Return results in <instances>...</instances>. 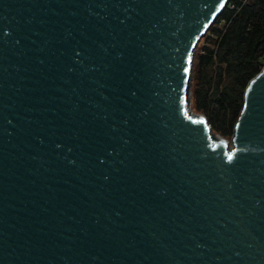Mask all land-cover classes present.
Wrapping results in <instances>:
<instances>
[{"label":"water","instance_id":"95a60500","mask_svg":"<svg viewBox=\"0 0 264 264\" xmlns=\"http://www.w3.org/2000/svg\"><path fill=\"white\" fill-rule=\"evenodd\" d=\"M228 2L0 0V264H264V69L190 111Z\"/></svg>","mask_w":264,"mask_h":264},{"label":"trees","instance_id":"16d2710c","mask_svg":"<svg viewBox=\"0 0 264 264\" xmlns=\"http://www.w3.org/2000/svg\"><path fill=\"white\" fill-rule=\"evenodd\" d=\"M222 20L229 24L223 29L211 26L207 32H214L215 48L205 46L206 53L200 55V71L206 85L196 96L198 109L208 113L209 126L227 134L235 133L244 107L245 90L264 65V0H249L238 12L227 10L214 25L221 24ZM216 65L217 86L210 94L213 81L206 78L210 79L209 70H214Z\"/></svg>","mask_w":264,"mask_h":264},{"label":"rangeland","instance_id":"374dc122","mask_svg":"<svg viewBox=\"0 0 264 264\" xmlns=\"http://www.w3.org/2000/svg\"><path fill=\"white\" fill-rule=\"evenodd\" d=\"M224 24H216L212 27L213 28H221L223 29ZM215 41H216V36L214 34V32L211 33V31L209 33H207L204 38L200 41L198 48L196 50V53L194 55L193 58V67H192V79H191V85H190V111L196 115H201V116H205L207 117L208 113L203 112L201 110L198 109L197 106V91L198 90H203V87L206 85L205 80L202 79V71H200V55L201 53L204 54L206 53V51L204 50V47L207 46L211 49L215 48ZM216 67L217 65L213 68L209 70L210 73V79L209 77H207L206 79L208 80H212L213 81V85L211 87L210 90V94L213 93V91H215V88L217 86V77H218V71H216ZM208 75V72L207 74ZM205 83V84H204ZM221 88H224V84L221 85ZM221 89V90H222ZM212 132L214 133V135H217L219 137H222L224 139H226L230 145L233 144V137H234V132L233 133H221L219 131H217L216 129H214L213 127L211 128Z\"/></svg>","mask_w":264,"mask_h":264},{"label":"built area","instance_id":"2783aa9c","mask_svg":"<svg viewBox=\"0 0 264 264\" xmlns=\"http://www.w3.org/2000/svg\"><path fill=\"white\" fill-rule=\"evenodd\" d=\"M248 1H249V0H229V2H228V4H227V7H226L225 11L228 10V11H232V12H238V11L241 9V7H242L243 5H245V4L248 3ZM237 2H241L242 5L239 6ZM225 11H224V12H225ZM221 24H224V26H227L229 23H227L225 20H222V23H221ZM212 26H214V24H213ZM263 69H264V65H263L261 71H262ZM232 146H233V145H230V147H232Z\"/></svg>","mask_w":264,"mask_h":264},{"label":"snow or ice","instance_id":"6c2138e0","mask_svg":"<svg viewBox=\"0 0 264 264\" xmlns=\"http://www.w3.org/2000/svg\"><path fill=\"white\" fill-rule=\"evenodd\" d=\"M17 43H19V41H17ZM80 55H81V53L80 52H77L76 53V56H77V58H79L80 57ZM189 63H191V58L189 57V61H188ZM188 71V69H185V72H187ZM185 115L187 116V113H185ZM194 123H204L203 121H194ZM234 153H229L228 155H227V163L228 164H230V165H233L234 166V164H233V161H234Z\"/></svg>","mask_w":264,"mask_h":264}]
</instances>
